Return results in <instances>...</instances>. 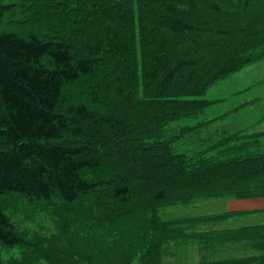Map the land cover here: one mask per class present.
<instances>
[{
  "label": "trees",
  "instance_id": "trees-1",
  "mask_svg": "<svg viewBox=\"0 0 264 264\" xmlns=\"http://www.w3.org/2000/svg\"><path fill=\"white\" fill-rule=\"evenodd\" d=\"M258 2L224 29L208 27L197 6L181 0H0V29L7 30L0 32V245H24L6 215L11 196L73 204L103 192L109 204L94 205L91 214L104 220L96 226L116 228L126 241H152L142 261L159 264L152 245L165 227L153 205L215 194L264 197V150L256 142L226 141L224 149L211 148L214 155L189 156L171 146L188 129L168 135L173 122L209 105L189 97L238 72L248 54L249 65L264 57V0ZM203 6L227 13L216 0ZM141 14L153 19L143 22ZM204 32L249 49L231 47L220 56H233L219 62L212 41L221 38ZM179 38H191L192 53L177 49ZM233 235L254 254L204 264H264V224ZM103 248V264H130L138 250ZM78 257L90 264L85 253Z\"/></svg>",
  "mask_w": 264,
  "mask_h": 264
},
{
  "label": "rangeland",
  "instance_id": "rangeland-1",
  "mask_svg": "<svg viewBox=\"0 0 264 264\" xmlns=\"http://www.w3.org/2000/svg\"><path fill=\"white\" fill-rule=\"evenodd\" d=\"M138 1L133 0V3ZM181 1L188 2L193 7L196 5L195 12L199 15H196L197 19L211 24L208 27L214 25L224 29H232L234 20H239L238 13L247 3L259 4L258 0H216L227 13L214 15L204 11L203 4L209 0ZM141 16L143 22L153 19L145 21V16ZM251 18L258 20L255 15ZM152 23L158 25L157 19ZM236 24L241 26L242 31L244 26L248 27L242 23ZM250 29L249 27L248 30ZM3 31L7 30L0 29V32ZM203 34L221 36L215 35L214 32ZM258 36L263 38V33ZM220 38L219 42L212 41L217 57L222 52L229 51L231 47L249 49V43L239 47L230 40L231 37ZM182 40L179 38L176 41L177 49H183L187 55L192 53L194 42H189L191 38L184 40L185 45ZM207 51L210 53V50ZM205 55L209 54L204 52L203 56H200V63H204ZM229 56H233L231 52L222 54L219 62ZM243 63L244 67L238 72L221 77L203 94L188 98L201 100L209 105L194 115L173 122L168 134L170 138L177 137L182 128L188 129L182 140H175L171 144L174 153L194 156L196 152L204 150L211 156L215 154L211 148L219 144V147L224 149L226 141L228 145L238 147H242V143L256 142L264 150V57L249 65L248 54ZM104 195L103 192H97L96 195L73 204L64 203L57 197L29 201L17 195L11 196L6 214L16 234L23 239L24 245L10 248L0 245V264H64L62 259L66 260L67 264H78V256L83 253L86 256L83 263L103 264L105 256H102V252L106 242L122 249H138L130 264H144L142 250L152 241H145L140 237L133 238L135 241H126V237L122 238L116 228L106 227L103 230L99 228L101 225L96 226L104 220L102 216L91 212L95 204H109ZM96 197L103 199V202L98 203L92 199ZM249 199L251 198L236 199L231 195L215 194L153 205L152 209L156 210V216L164 225L165 232L160 240L152 245V256L155 255L160 261L159 264H204L249 258L254 254L249 248V242L234 241L233 232L249 225L264 224V215L258 218L257 214H248L244 210L231 211L230 205L233 201ZM92 220L97 223H92ZM131 238L127 237V240H133ZM49 255L54 258L49 259Z\"/></svg>",
  "mask_w": 264,
  "mask_h": 264
},
{
  "label": "crops",
  "instance_id": "crops-1",
  "mask_svg": "<svg viewBox=\"0 0 264 264\" xmlns=\"http://www.w3.org/2000/svg\"><path fill=\"white\" fill-rule=\"evenodd\" d=\"M231 211H240L244 210L247 211L245 213L248 214H257L258 218H262L264 215V197H259L256 199H249L248 201H238L232 202L231 204Z\"/></svg>",
  "mask_w": 264,
  "mask_h": 264
},
{
  "label": "bare ground",
  "instance_id": "bare-ground-1",
  "mask_svg": "<svg viewBox=\"0 0 264 264\" xmlns=\"http://www.w3.org/2000/svg\"><path fill=\"white\" fill-rule=\"evenodd\" d=\"M125 1H127V0H125ZM136 7V6H135ZM138 74V73H137ZM143 134V133H142ZM129 140V139H128ZM224 152V151H223ZM1 212H3V211H1ZM7 215V214H6Z\"/></svg>",
  "mask_w": 264,
  "mask_h": 264
}]
</instances>
